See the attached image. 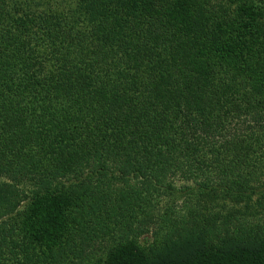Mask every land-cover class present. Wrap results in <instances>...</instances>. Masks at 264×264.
<instances>
[{
  "label": "trees",
  "instance_id": "16d2710c",
  "mask_svg": "<svg viewBox=\"0 0 264 264\" xmlns=\"http://www.w3.org/2000/svg\"><path fill=\"white\" fill-rule=\"evenodd\" d=\"M0 264H264V0H0Z\"/></svg>",
  "mask_w": 264,
  "mask_h": 264
},
{
  "label": "rangeland",
  "instance_id": "374dc122",
  "mask_svg": "<svg viewBox=\"0 0 264 264\" xmlns=\"http://www.w3.org/2000/svg\"><path fill=\"white\" fill-rule=\"evenodd\" d=\"M187 244L188 239L182 240V238H176L170 243L169 248H167V250H164V253L162 255L175 256L177 253H185L186 250L189 248V245Z\"/></svg>",
  "mask_w": 264,
  "mask_h": 264
}]
</instances>
